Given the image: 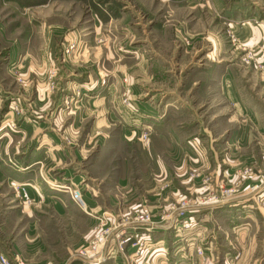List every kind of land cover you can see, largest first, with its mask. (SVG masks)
<instances>
[{
    "label": "rangeland",
    "instance_id": "obj_1",
    "mask_svg": "<svg viewBox=\"0 0 264 264\" xmlns=\"http://www.w3.org/2000/svg\"><path fill=\"white\" fill-rule=\"evenodd\" d=\"M263 3L0 0V90L4 92L0 124L3 121L5 133L17 140L14 146L21 154H29L40 143V149L50 147L58 153L57 160L44 164L46 170L55 168L52 178L70 182L65 185L78 188L83 199L90 193L101 206L97 210L84 199L85 213L66 197L68 205L83 212L89 222L73 209L68 214L52 206L37 210L43 219L37 232H44L43 239L51 242L42 264H86L76 258L99 232L103 239L97 264H135L129 246L113 256L102 244L111 234L122 233L120 241L131 242L142 241L145 233L148 243L156 245L155 226L167 222V226L172 223L174 236L165 240V249L157 247L151 259L155 249L149 250L144 259L150 264L160 254L165 259L169 253L189 257L187 247L174 248L182 245L179 223L188 225L182 232L192 239L189 264L257 260L262 233L254 228L249 233L233 232L224 213L210 218L197 214L210 201H230L249 191L261 197L257 203L264 206V120L258 123L252 116L253 108L256 115L264 112L259 107L264 108V89H259L264 77L244 60L256 52L244 48L228 28L231 20L240 23L251 20L249 16L261 21ZM229 5L237 8L227 15L222 8ZM129 45L139 47L141 54L122 59L117 54ZM82 81L92 92L82 87ZM99 98L102 103L96 101ZM137 107L159 112L176 147L153 141L150 129L139 135L123 130L122 119L118 121L112 111L123 115L129 109L138 111ZM43 120L49 125H42ZM36 127L49 129L48 143L42 144ZM66 150L75 158H67ZM1 184L0 252L11 249L13 264L18 259L40 264L21 239L22 227L28 228V221L21 222L26 216L18 209L13 190ZM184 207L186 214L178 220ZM256 221L259 230L264 228V218ZM144 222L154 228L137 226ZM163 258L156 263L163 264Z\"/></svg>",
    "mask_w": 264,
    "mask_h": 264
},
{
    "label": "crops",
    "instance_id": "obj_2",
    "mask_svg": "<svg viewBox=\"0 0 264 264\" xmlns=\"http://www.w3.org/2000/svg\"><path fill=\"white\" fill-rule=\"evenodd\" d=\"M49 6L48 8L50 9V12H52V8L51 6ZM213 7L214 12L218 13L219 5H217L216 3V5H213ZM235 8L237 7H235L234 5H229V8H222V10L225 14L228 15L230 12L234 11ZM208 9L211 10L212 6H209ZM262 12L264 14V3ZM249 18L252 19L247 21H240V23L231 20V18L229 19L231 20V22H229L228 28L231 29L236 37H238V41L243 44L244 48L249 49L252 52H256L251 57L249 56L247 58H244V60H247L251 64V67H254V69L256 70L255 73H258L259 77H264V17L261 18V21L257 20V16H249ZM129 46L125 47V50L122 53H118L117 55L123 57L122 59H127L130 56L134 55L133 57H137L141 54L139 47ZM229 72L231 75H233V69L229 70ZM81 85L83 88H85V90L88 91V93L92 92L93 88L89 86L88 82L82 81ZM108 87L110 89V92H112L111 86L109 85ZM260 88L264 89V85L259 86V89ZM232 91L234 92V89H232ZM0 93H4L3 90H0ZM90 99H94V96H92ZM96 101L102 103L101 98L97 99ZM259 107L260 109L262 108L264 110L262 106ZM137 109L138 111L136 112L135 109H129L130 111L128 110L126 111V113L124 112L123 115L119 113H117L116 115V112H118V110L116 112L112 111V114H114L118 121L121 122L120 119H122V127L124 128L123 130L129 132L130 134H140L144 129H150L152 131V134H155V138L153 139V141H164L168 144L170 143L173 147H176L175 139L167 133V129L164 127L163 123H161L162 120L159 116V112L153 110L154 107L151 110H144L142 107H137L136 110ZM254 109L255 108H253L252 116L254 118H257L258 123L259 120L262 122L264 120V112L262 113L259 111V115H256ZM42 125H49V122L43 120ZM35 129L39 131L40 138L42 139V144L48 143V137L50 135L46 131L49 129H39L37 127ZM10 135L11 133H5V128L2 121L0 124V147L2 146V148H0V182H2V184L6 183L13 190L16 196V200L14 201L17 202V207H19L18 209H21V214L26 216V220H24L25 218H21V222L24 223L28 221V228L22 227L21 239L26 241L25 246L27 251L28 249L33 250L36 254V257L34 259H39L40 264H42L44 263V260H46L44 255L46 252L45 250L51 247V242L48 241V239H45V237L43 239L44 232H37V227H40V229H42L41 226L43 222V219L38 215L37 210L40 211L52 206L54 210H62L64 214H68L69 211L73 209L75 211H79V215H81L84 220L89 222L90 218L83 216L85 214H83V212H81L76 206L75 207L77 209L69 206V202H66L65 199L66 197L71 198V196L64 191L59 190L61 186H64L65 184L70 182L64 179H53L50 173L55 171L54 167L48 168L46 170L47 164H44L49 160H57L56 158H58V156L56 155L58 153H54L50 147L43 148V150L40 149V143V145H38L36 149L30 151L29 154H27L28 151H25L23 154H21L22 152L20 149L18 150V146H14L17 140H15ZM19 135L21 136V133ZM11 146L14 147L10 148ZM65 152L67 158H75L73 156V152H68V150H66ZM17 155H23V157H21V159L18 158L19 160L15 158L12 159V157ZM12 160L16 161V165L12 164ZM59 169L56 170L59 171ZM64 173H67V171H65ZM165 176L168 177V174H165ZM55 186L59 188L54 190ZM21 187L26 188L25 194L21 193ZM91 196L92 195L90 193L84 194V199L87 205L90 207H94L95 205H97V210L101 209V206L98 205V201H93V196L92 198H90ZM259 199L260 198H257L255 196L254 192L249 191L241 196H238L237 198H234L233 200L224 201L223 203L218 205L205 206L203 207L204 211L197 214V218L202 216H207V218H210L214 214L217 215L218 212L224 213L227 220V225L233 232L234 230H237V233L238 231L249 233L254 228L255 233H262L263 236L260 235L262 236V240L260 249L258 250L259 255L257 260H254L253 264H264V228H261V230H259L258 223H256V217L264 218V206L257 203V201H260ZM150 200L152 202L153 197H151ZM28 201H30V204L28 203ZM48 221V223H50L51 220ZM91 221L95 222V219L91 218ZM168 223L170 222H167L166 224ZM166 224L164 223V225L155 226L157 227L155 231V237H159L156 243H160V247L164 249L165 247L163 246V244L165 243V240H170L171 236H174L173 231H170L171 229L169 228L172 223L169 226H167ZM139 227L144 228L142 226ZM177 229H180V231L178 232L180 235L178 241L182 242V250L183 248L187 247L186 249L187 251L189 250V257L186 258L185 256L182 258H175L174 255H170L169 253V257L165 259L162 257L163 255L160 254L159 258H163L164 264H189V260L191 259L190 257H192V255L194 254L191 249L192 246L191 244H189L192 240L191 238L189 239L190 236L184 234L182 232V228L177 227ZM193 235L194 234L192 233L191 236ZM2 253L8 256V258H11V256L13 257L15 255L11 249L3 250Z\"/></svg>",
    "mask_w": 264,
    "mask_h": 264
},
{
    "label": "built area",
    "instance_id": "obj_3",
    "mask_svg": "<svg viewBox=\"0 0 264 264\" xmlns=\"http://www.w3.org/2000/svg\"><path fill=\"white\" fill-rule=\"evenodd\" d=\"M11 126L13 127V125H11ZM4 128H6V125H4ZM249 174H250L249 172H246L245 173V175H249ZM60 190L68 193L71 196V199L76 204V206L81 211H83L85 213L87 212V205H86V203H85V201H84V199L82 197V192L78 188L74 187L72 184H69L68 186H66V185L61 186L60 187ZM25 192H26V188L21 187V193L22 194H25ZM224 201H226V200L217 201V202L214 201L213 204H212L213 201H210L208 203V205L209 204L210 205H218V204L223 203ZM185 211H186V208L185 207L180 210V212L182 214L177 216V218L179 217L178 220H181V219L184 218L183 216L186 214ZM175 213H176V211H175ZM148 218L149 217L147 216V219ZM139 226H142L145 229L147 228L148 231L149 230H152L154 228V225L153 224H150V222H144L143 224H139ZM184 226L187 227L188 225H184ZM122 235L123 234L121 233V234H118V235H116L114 237V235L111 234L106 239V241L104 242V244H102L103 248L105 249V252L106 251L109 252V250H110V253H112V255L114 256L115 253H118V251H121V253H122L123 249H125L126 247L129 246V249H132V251H133L132 261L135 264H150L149 262H147L149 260L144 259V258H146L144 256H147V254L149 253V250L151 248H152V250L154 249L153 248V245L154 244L151 245V243L150 244L148 243L149 240H150L149 236H146L145 233L143 235H141L140 238H141V240L143 242L140 241V240H137V239H135L134 241H131V242H126L125 240L120 241V239L122 238ZM102 237H103V235L100 234V232L97 233L95 239L87 246V248L79 251V254H78V256H77L76 259L78 261H80L82 263H86V264H97L99 262L98 251H99V248L101 246V241L103 239ZM144 240H145V242H144ZM147 244H149V246H147ZM153 251H155V250H153ZM153 253H155V252L150 253V259L152 258ZM157 260H160L159 259V255H157L155 262L153 261V259L151 260L152 261L151 264H157L158 263V262L156 263ZM16 262L18 264H24L19 259ZM0 264H13V263L8 258V256H6L5 254H3V253L0 252Z\"/></svg>",
    "mask_w": 264,
    "mask_h": 264
},
{
    "label": "bare ground",
    "instance_id": "obj_4",
    "mask_svg": "<svg viewBox=\"0 0 264 264\" xmlns=\"http://www.w3.org/2000/svg\"><path fill=\"white\" fill-rule=\"evenodd\" d=\"M260 198H261V197H260ZM262 198H264V195H263ZM177 227H179V228H186V226H182V225H180V224L177 225L176 228H177ZM159 244H160V243H157L156 245H154V249H155V251H153V252L159 251V249H156L157 247H160V246H161V245H159ZM174 248H175L176 250H180V251L182 250V246H181V245H179V246H178V245H175Z\"/></svg>",
    "mask_w": 264,
    "mask_h": 264
}]
</instances>
